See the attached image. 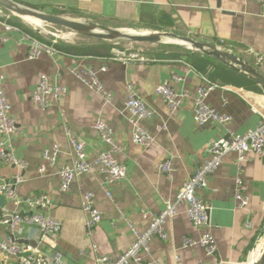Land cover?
<instances>
[{
  "label": "crops",
  "instance_id": "1",
  "mask_svg": "<svg viewBox=\"0 0 264 264\" xmlns=\"http://www.w3.org/2000/svg\"><path fill=\"white\" fill-rule=\"evenodd\" d=\"M14 1L44 13H60L74 19L98 18L124 23V26L152 23L154 30H168L216 45L243 58L264 74V63L257 60L258 55L264 56V10L254 0ZM4 36L7 41L2 40ZM188 54L197 53L168 54L178 57L138 54L145 60L126 62L115 54L109 57L77 55L60 50L53 57L42 55L30 59L27 42L16 33L6 34L0 26V69L4 90L12 106L11 116L22 130V134L13 139V149L15 155L27 163L21 171L26 181L16 189L22 204L7 200L0 212L29 211L24 201L45 194L51 198L52 206L48 211L38 210L48 212L63 224L61 232L51 236L48 243L41 241V234L34 227L21 225L12 234L7 226L0 224V242L14 238L21 245L37 248L42 253H58L62 264H96L92 251L94 244L98 246L99 254L113 258L127 251L135 237L116 205L138 230H145L150 220L144 217V212L159 214L165 208L164 199L174 201L193 171L205 161L209 144L226 135V127L218 123L200 126L195 121L193 97L205 80L218 85L208 98L209 105L233 117L230 128L236 134L256 129L260 115H264V93L211 81L193 67ZM83 67L93 68L113 93L110 103L81 84L70 72V68ZM41 75H47L67 88L60 102H55L52 96L49 98L50 105L46 110L39 109L31 100ZM174 75L182 80L172 81ZM166 82L192 96L175 114L170 113L155 91L158 85ZM129 84L134 85L155 111L152 119L143 122L155 136V142L148 148L132 140V125L125 110ZM98 119L113 129L116 141L123 147V152L116 157L127 166V176L108 186L112 199L103 189V176L97 168L76 178L68 191L62 192L57 169L69 164L72 158L65 128L71 129L86 143L87 159L93 161L108 149L93 129ZM54 143L61 151L57 165L48 167L41 174L43 151ZM170 157L175 172L168 176L159 171V165ZM18 172L20 170L15 166L0 161V183ZM237 178L243 180L250 197L246 208H239L235 200ZM88 191L94 193L96 206L103 213L92 236L87 233V217L81 208L82 197ZM199 197L210 208L211 231L218 244L216 256L208 262L248 264L254 261L256 250L262 251L264 247V156L250 154L248 159L240 162L235 153L228 154L209 177L208 187L199 192ZM247 221L251 223L250 228L246 227ZM165 229L169 235L167 240L155 237L150 243L152 258L162 264H196L206 260L201 247H182L184 237L198 239L202 233L189 221L185 205L178 207L176 216L165 224ZM0 264L18 262L0 254Z\"/></svg>",
  "mask_w": 264,
  "mask_h": 264
},
{
  "label": "built area",
  "instance_id": "2",
  "mask_svg": "<svg viewBox=\"0 0 264 264\" xmlns=\"http://www.w3.org/2000/svg\"><path fill=\"white\" fill-rule=\"evenodd\" d=\"M260 4L264 10V0H254ZM264 14V12H263ZM0 26L6 34L16 33L28 44V57L35 59L42 55L55 56L59 50L54 45L40 40L24 31L20 26L9 22V16L0 7ZM36 32V31H35ZM7 41V37H2ZM122 61L145 59L138 54L114 53ZM259 63H264V56L258 55ZM103 71L106 68L103 67ZM70 72L76 79L88 89L98 93L106 102L113 100V93L109 91L97 72L91 67L70 68ZM182 79L176 75L172 81L179 82ZM205 80V79H204ZM218 88V85L205 80V84L200 86L193 97L194 118L198 125L203 126L209 122H215L226 127V135L213 141L206 148V159L192 173L186 184L177 193L175 200L164 199V210L159 213L144 212V217L149 219L148 227L140 231L126 217L125 212L116 205L120 216L126 219L135 240L132 246L117 258L101 255L98 246L92 245L96 264H162L160 260L151 257L150 243L153 238L162 240L169 238L165 229V224L173 219L177 214L180 205L186 206L187 216L194 227L202 233L198 239L190 237L183 238V249H190L199 246L203 249L206 260H199L196 264H210L208 259H212L218 252V244L210 225V208L199 197V192L208 187V179L222 165L225 157L230 153H235L240 162L248 159L250 154L264 156V115L256 129L245 134H236L230 124L233 121L231 115L222 114L208 103L211 93ZM171 114H175L181 106L190 98L191 94L186 91L176 90L170 82L160 84L155 89ZM67 88L60 85L57 80L52 81L47 75H41L35 91L32 93V102L41 110H46L50 105L49 98L52 96L55 102H60L66 94ZM12 106L10 105L4 90V79L0 69V161L4 164L15 166L20 172L12 178L0 183V195L7 200H12L17 205L22 204L16 193L17 186L26 181L21 171H24L27 163L18 158L13 149V139L22 134L21 128L16 120L11 116ZM125 110L129 114V121L132 125V140L135 144L148 148L155 142V136L143 125L144 121L154 117V109L140 96L133 84L128 85V95L125 102ZM93 129L98 133L101 141L108 146V149L100 153L96 159L89 161L86 155V143L80 140L69 128H65L68 141L72 148V158L69 164L57 169L60 177V190L68 191L72 182L85 174H89L97 168L103 176V189L106 195L112 199L108 189L110 184L122 181L127 176V166L117 159V154L123 152V147L116 141L113 129L102 119H98L93 124ZM60 147L54 143L43 151V163L39 172L44 174L48 167L54 168L57 165ZM159 171L171 176L175 172L173 158H168L159 165ZM246 185L241 178L236 180L235 200L239 208H246L249 205L250 197L246 193ZM29 207V211L16 209L14 211L3 210L0 212V224L7 226L13 234L21 225H28L36 228L41 234V241L48 243L51 236L58 235L63 227L60 220L53 218L48 212L52 206L51 198L42 194L24 201ZM82 211L86 214V230L89 236L95 233L97 225L103 218L102 211L96 206L95 195L88 191L82 197ZM246 227L250 228L251 223L246 222ZM264 234V222L262 225ZM256 252H261L258 249ZM0 254L14 258L18 264H62L60 254H45L37 248L23 246L16 239L3 240L0 242ZM249 262L248 264H252Z\"/></svg>",
  "mask_w": 264,
  "mask_h": 264
},
{
  "label": "rangeland",
  "instance_id": "3",
  "mask_svg": "<svg viewBox=\"0 0 264 264\" xmlns=\"http://www.w3.org/2000/svg\"><path fill=\"white\" fill-rule=\"evenodd\" d=\"M17 2V1H15ZM23 8H28L31 10H36L38 12H43L38 9H33L27 7L26 5L18 3ZM5 10V9H4ZM6 14L9 16L10 23H19L26 27H29L36 31L43 40L49 42L52 45H64V46H72V47H99L100 51L106 53L110 51V53H123L126 55L129 54H140L144 57L151 55H168L174 53H189L196 52L195 50L190 49L189 46H182L179 44H174L175 41L167 43V39L170 37H162L159 43H150V42H141L137 43L129 38L122 36L117 39H102L96 38L93 36H87L84 34H79L73 30L66 29L63 27H58L55 25L43 23L39 21L38 26L33 25L7 10H5ZM59 16H63L67 19L82 22L83 24L92 27L94 30L101 31L103 28H109L113 30H118L124 35H152V34H173L180 37H186L182 35H178L168 30H154L152 29L154 25L152 23L146 24H126L124 23H114L109 20H101L98 18L95 19H84V18H71L68 15H63L60 13H51ZM190 38V37H189ZM198 53V52H196Z\"/></svg>",
  "mask_w": 264,
  "mask_h": 264
},
{
  "label": "water",
  "instance_id": "4",
  "mask_svg": "<svg viewBox=\"0 0 264 264\" xmlns=\"http://www.w3.org/2000/svg\"><path fill=\"white\" fill-rule=\"evenodd\" d=\"M0 7L21 18L32 17L40 20L43 23L63 27L73 30L79 34L93 36L96 38L110 40L125 36L137 43H159L162 37L175 38L176 40L185 43V46H189L190 49L195 50L196 52L215 60L217 63H220L228 67L229 69L236 71L253 80L259 87H261L264 93V74L257 67L245 61L243 58L237 57L233 53L223 50L210 43L200 42L189 37H180L173 34L124 35L118 30L109 28H103L101 31H97L92 27L83 24L82 22L73 21L63 16L23 8L14 0H0ZM6 204L7 199L4 196L0 195V208L3 209ZM252 264H264V247L259 256L255 258Z\"/></svg>",
  "mask_w": 264,
  "mask_h": 264
},
{
  "label": "trees",
  "instance_id": "5",
  "mask_svg": "<svg viewBox=\"0 0 264 264\" xmlns=\"http://www.w3.org/2000/svg\"><path fill=\"white\" fill-rule=\"evenodd\" d=\"M31 8L38 9L36 7H31ZM14 24L20 26L26 31H29L30 33H32V35L39 38L40 40H43L41 36L33 29L19 23H14ZM54 46L59 51L60 50L67 51L77 55L107 56V57L112 56V53H110V51H107L106 53L101 52L99 47L81 48V47H72V46H64V45H54ZM178 56L179 55H167V56L164 55V57H178ZM188 58L191 61L194 68H196L199 72L203 73L204 75H207L208 78L213 82L222 81L223 83L232 84L235 87L244 88L245 90L254 91V92H263L261 87H259L253 80L249 79L248 77L236 71L229 69L228 67L220 63H217L213 59L211 60V58L207 56L205 57V55L203 56L200 53L188 54ZM212 69L213 71L210 72V70Z\"/></svg>",
  "mask_w": 264,
  "mask_h": 264
},
{
  "label": "bare ground",
  "instance_id": "6",
  "mask_svg": "<svg viewBox=\"0 0 264 264\" xmlns=\"http://www.w3.org/2000/svg\"><path fill=\"white\" fill-rule=\"evenodd\" d=\"M26 20H27L28 23H30V25L33 24V25H37V26H38L39 21H40V20L35 19V18H32V17H27ZM40 22H41V21H40ZM175 40H176V39H175ZM175 40L169 38V39H167L166 42L169 43V42H172V41H175ZM176 43L179 44V45L185 46V43H183V42H180V41H176V42H174V44H176ZM260 247H261V246H260ZM260 253H261V252H258V253H257V257L259 256ZM257 257H256V258H257Z\"/></svg>",
  "mask_w": 264,
  "mask_h": 264
}]
</instances>
